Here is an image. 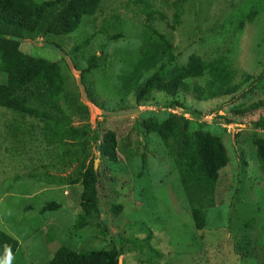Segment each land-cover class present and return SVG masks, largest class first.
Listing matches in <instances>:
<instances>
[{
	"label": "rangeland",
	"instance_id": "obj_1",
	"mask_svg": "<svg viewBox=\"0 0 264 264\" xmlns=\"http://www.w3.org/2000/svg\"><path fill=\"white\" fill-rule=\"evenodd\" d=\"M148 1L152 9L166 15L154 25L172 40L178 62H185L192 53L206 60L227 55L238 70V80L245 73L254 77L264 73V0H187L181 23L175 26V0ZM141 7L135 0H104L94 18L84 17V27L61 40V49L46 48L47 42H53L46 38L22 43L24 51L39 47L42 55L62 64L68 77V92L61 103L66 111L73 112L72 124L89 123L91 133L115 131L119 146L124 150L132 148L133 155L128 160L120 154L122 158L111 170L109 161L99 152V143L94 145L88 161L96 156L97 168L102 169L100 199L104 213L98 225L95 220L82 230L80 239L73 225L81 211L82 185L65 184L62 189L42 193L45 176L37 179L33 175L43 170L41 164L49 163L52 154L57 155V146L48 144L46 138L51 141L52 137L44 132V123L33 120L32 129L26 124L31 120L27 118L18 124L23 125L19 130L15 127V114L0 107V220L20 243L13 258L7 262L0 260V264H48L63 243L77 249L108 247L118 234H125L131 241L123 245L126 252L120 264H264V173L252 139L255 133L264 135V130L254 127L255 122L264 120V111L238 117L237 123L212 122L218 114L226 115V110L210 111L211 107L227 105L234 98L201 101L191 94L178 96L187 107L205 113L201 121L209 123L205 127L222 138L229 156L219 173L216 204L207 210L206 227L194 228L172 159L160 143L157 146L151 137L147 138L139 125L140 118L151 113L166 117L165 105L172 98L154 91L149 102L135 107V95L123 98L118 88V76L127 68L129 58H136L143 43L147 14ZM251 10L256 13L254 22L245 20L242 28H234L231 19L235 15L246 17ZM117 33L121 37L113 39L112 35ZM88 37L89 43L79 49ZM94 53L100 56V66L83 78L81 70ZM249 87L250 81L244 83L241 91ZM87 90L93 92L90 91L98 104L91 100ZM77 99L86 105V112H77L81 109ZM143 152L146 166L144 174L138 177ZM76 168V163L67 168L58 164L50 170L66 176L77 172ZM31 196L34 198L29 199ZM151 197L155 204H148ZM52 200L61 202L59 210L37 214L38 204ZM29 203L35 205L32 211L36 213L24 209ZM114 203L123 206L119 215L112 211ZM105 222L109 230L102 233ZM142 222L153 232L151 247L132 249L134 243L146 236ZM245 250L251 254L244 256Z\"/></svg>",
	"mask_w": 264,
	"mask_h": 264
},
{
	"label": "trees",
	"instance_id": "obj_2",
	"mask_svg": "<svg viewBox=\"0 0 264 264\" xmlns=\"http://www.w3.org/2000/svg\"><path fill=\"white\" fill-rule=\"evenodd\" d=\"M103 1L0 0V107L15 114V127L19 130L20 127L23 129V125L18 124L27 118L31 120L26 121V124L32 129L35 128L33 120L37 119L44 123V132L47 131L52 137V142L46 138L48 144L57 146L54 148L57 155L52 154L49 163L41 164L43 170L33 175L37 179L39 176H45L46 187H41L42 193L62 189L65 184L80 182L82 185L81 211L73 225L80 239L82 230L92 225L95 220L98 225L104 213L100 199L102 169L94 167L96 156L88 161L94 145L99 143L97 144L99 152L109 161L111 170L123 156L130 160L133 149L124 150L120 147L115 131L100 134L94 130L91 133L89 123L73 125V112L66 111L61 103L66 99L68 92V77L63 71L62 64L58 60L42 55L39 47L26 52L21 45L25 40L46 38L55 42H47L46 48L61 49V40L70 36L79 27L81 30L86 21H83L84 17L94 18ZM186 1L175 0L173 26L181 23ZM135 2L143 5L141 10L147 14V22L142 31L143 43L140 45L138 55L135 59L129 58L127 68L118 76L119 92L123 98L133 93L135 107L149 102L154 91L164 92L172 98L165 105V109L168 110L166 117L159 118L156 113H151L142 116L139 125L142 126L147 138L151 137L152 143L157 146L160 143L172 159L194 228L203 230L207 223V210L216 204L215 192L220 170L227 165L229 156L222 138L205 127L209 123L201 121L205 113L187 107L178 96L191 94L194 99L201 101L232 97L234 100L227 105L211 107L210 111L226 110V115L218 114L212 122L221 120L225 124L237 123L238 117L264 111V79L261 78L264 73L256 77L245 73L243 78L238 80V70L227 55L206 60L201 55L192 53L185 62H178L172 40L154 25L155 21L165 19L166 15L152 9L148 0ZM255 14L251 10L246 17L235 15L231 19L234 28H242L245 20L254 22ZM120 37L119 33L112 35L113 39ZM90 40L91 37H88L81 42L82 46L79 49L86 47ZM99 66L100 56L90 54L87 65L81 70L83 78L95 72ZM200 79L204 82H199ZM248 81L250 87L241 91L244 83ZM90 91L87 90L89 97L98 104L92 95L93 92ZM76 96L79 97L80 94L76 92ZM247 96L255 98L246 101L244 98ZM78 105L81 107L77 111L79 114L86 112L87 107L81 100H78ZM186 113L191 114V117H187ZM254 127L264 130V120L255 122ZM252 139L256 146L260 169L264 173V135L255 133ZM146 150L148 141L145 142ZM141 160L138 177L144 174L146 152L141 154ZM74 163L77 164V172L73 174L66 176L60 172L53 174L50 170L56 169L58 164L67 168ZM40 195H36V198ZM33 198L31 196L29 199ZM155 203L152 197L148 200V204ZM38 205L40 208L37 214H42L59 210L61 202L52 200ZM122 207L121 204L114 203L113 213L119 215ZM34 208L35 205L32 203L24 206V209L29 211ZM142 223L146 226L145 222ZM145 229L146 236L140 238V243H134L132 249L145 250L151 247L153 232L148 226ZM107 230L109 228L105 222L102 233H106ZM127 237L125 234L114 236V243L108 247L77 249L72 244L63 243L54 252L48 264H120L119 260L126 252L123 245L131 242ZM19 245L18 238L8 231L0 220V260L2 262L11 260L17 253ZM250 254L251 252L247 254L245 250L244 256ZM241 255L243 257V254Z\"/></svg>",
	"mask_w": 264,
	"mask_h": 264
},
{
	"label": "water",
	"instance_id": "obj_3",
	"mask_svg": "<svg viewBox=\"0 0 264 264\" xmlns=\"http://www.w3.org/2000/svg\"><path fill=\"white\" fill-rule=\"evenodd\" d=\"M97 162H98V160L95 158V160H94V167H95V169H97ZM119 262L121 263V260H119Z\"/></svg>",
	"mask_w": 264,
	"mask_h": 264
},
{
	"label": "clouds",
	"instance_id": "obj_4",
	"mask_svg": "<svg viewBox=\"0 0 264 264\" xmlns=\"http://www.w3.org/2000/svg\"><path fill=\"white\" fill-rule=\"evenodd\" d=\"M67 193V192H66Z\"/></svg>",
	"mask_w": 264,
	"mask_h": 264
}]
</instances>
